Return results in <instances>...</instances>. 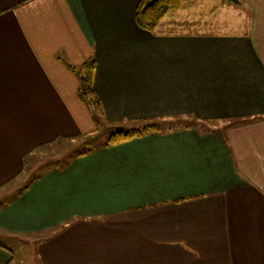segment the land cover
Here are the masks:
<instances>
[{
    "label": "crops",
    "instance_id": "1",
    "mask_svg": "<svg viewBox=\"0 0 264 264\" xmlns=\"http://www.w3.org/2000/svg\"><path fill=\"white\" fill-rule=\"evenodd\" d=\"M139 1L0 0V189L97 128L72 69L91 57L106 127L226 126L102 145L8 190L0 264H264V0H227L219 24L187 0L155 30Z\"/></svg>",
    "mask_w": 264,
    "mask_h": 264
},
{
    "label": "rangeland",
    "instance_id": "2",
    "mask_svg": "<svg viewBox=\"0 0 264 264\" xmlns=\"http://www.w3.org/2000/svg\"><path fill=\"white\" fill-rule=\"evenodd\" d=\"M227 3H229L227 0H188L187 4L189 5L187 6V8L190 7L188 12L191 18L200 17V16L207 17L212 15L210 19L216 20L215 21L217 22L216 24H219V22L228 20L229 17L231 16V13L235 12V10L233 9H223L226 7H222V5L225 6L227 5ZM238 16H240V14H238ZM88 105L91 106V109L99 118L98 121L96 120L97 128L91 132H87L82 135L74 136L71 138L58 139L54 141L52 144L43 146L40 150L36 151V153L29 159V161L27 160L26 164L27 163L28 164L25 166V169L23 170V173L20 175L19 179L15 180V182L11 183L9 186H6L5 189H3L4 187L0 189V198L1 195L5 194V192H7L8 190L10 191L15 189L20 190L23 187H25L30 181L31 177L39 175L50 168L63 167L69 164L73 158L81 157L79 155L78 156L76 155L77 151H79L83 147V144L87 140H89L90 137L92 138L98 135L97 138L93 139L95 140L94 144L99 147L102 146V144H104L108 136V133L102 135L104 129L106 128V125L104 121H101L99 116L100 114L97 113L96 111V106L93 103H90ZM158 121L161 122V125L163 126L162 128L163 131L161 132L168 130L171 131L173 129L175 130V129L193 127L195 125H198L199 127H203L206 129L208 128V130L211 128L218 129L221 126H226L227 124L225 122H220V121L204 123V121H197L190 117L175 119L172 121L170 120L169 121L158 120ZM153 122H157V121H153ZM115 129H131V128H127V127L113 128V130ZM87 154L89 153H86L85 155ZM31 245L34 246L35 243L32 242ZM35 252H36L35 249L32 250L28 249L26 253L18 252L16 254L15 264H24L23 258L26 260L29 257L27 254L30 255L33 264H38L36 259L37 257L35 256Z\"/></svg>",
    "mask_w": 264,
    "mask_h": 264
},
{
    "label": "trees",
    "instance_id": "3",
    "mask_svg": "<svg viewBox=\"0 0 264 264\" xmlns=\"http://www.w3.org/2000/svg\"><path fill=\"white\" fill-rule=\"evenodd\" d=\"M187 0H140L136 10V20L138 25L146 30H155L159 25L161 19L166 16L171 11L180 8L184 2ZM235 1V0H229ZM79 78L78 85V95L80 99L85 102V104L93 103L96 106V111L102 115V108L100 100L97 97L93 88V74L95 69V60L91 57L89 60L81 64L79 67H72ZM95 119L98 121V117L95 114ZM114 127L107 126L102 135L108 133V136L104 142V146H111L117 143L125 142L133 138H137L146 135L151 132H161L163 131V126L161 122H147L142 123L139 126L133 127L131 129H115ZM117 128V127H116ZM112 129V130H111ZM95 138H89L83 147L77 151V156L85 155L86 153H91L97 149L99 146L94 144L93 140ZM35 178V177H34ZM33 179L29 182L23 189H27Z\"/></svg>",
    "mask_w": 264,
    "mask_h": 264
},
{
    "label": "water",
    "instance_id": "4",
    "mask_svg": "<svg viewBox=\"0 0 264 264\" xmlns=\"http://www.w3.org/2000/svg\"><path fill=\"white\" fill-rule=\"evenodd\" d=\"M97 137H98V135L94 136L93 138H97Z\"/></svg>",
    "mask_w": 264,
    "mask_h": 264
}]
</instances>
